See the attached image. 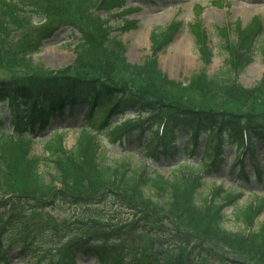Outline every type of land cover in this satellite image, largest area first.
<instances>
[{"label": "trees", "instance_id": "trees-1", "mask_svg": "<svg viewBox=\"0 0 264 264\" xmlns=\"http://www.w3.org/2000/svg\"><path fill=\"white\" fill-rule=\"evenodd\" d=\"M97 4L99 0H0V65L20 67L27 75L9 82L0 81V103L11 110V123L16 132L3 130L0 136V264L8 263V252L17 246L22 256L29 253L34 264H76L78 254H94L100 264H199L193 252L202 254L205 243L227 248L226 252L210 257L221 264H264V219H259L264 214V198L234 209L235 220L246 225L245 230L234 231L225 226V207L235 202V195L201 196L198 200L197 186L190 189L189 184L204 185L198 171L177 168L174 177L156 171L149 174L147 167L141 169L126 161L108 163L98 153V147L90 154L81 152L78 147L68 150L62 145L61 135L51 137L44 155L33 154V140L26 131L35 132L39 122L40 129H46L50 114L65 106L86 107L84 119L87 123L82 133L85 138L91 136V126L97 125L99 129L107 126L121 135V129L128 124L108 125L112 117L135 109L140 113L149 112L145 122L155 119L156 129L163 125L161 132L155 129L143 139L146 153L157 159L159 155L176 156L177 138L184 137V150L188 140L192 146L198 145L202 134L178 128L181 118L186 117L191 122L205 121L211 132L204 137L205 153L200 161L211 170L220 168L222 150L226 147L255 156L258 143H264V118L253 113L254 110L240 115L227 111L214 114L189 111L158 96L147 97L146 92L137 89L133 92L127 83L122 87L117 84L113 77L119 67L113 65L114 60L107 55L125 60L122 42L112 36L111 27L103 24L102 19L99 25L91 27L72 19L76 14L89 18ZM123 5L124 0H102L99 7L112 9ZM36 16L45 20L40 28L33 24ZM62 25L74 26L81 32L75 63L79 67L46 74L43 65L35 64L32 55L40 50L44 39ZM255 26L251 25L248 30ZM246 32H239L242 42L231 51L233 57L229 59L227 79L196 76L191 86L197 89L211 84L221 86L237 104H248L254 100L249 99L252 95L264 100V79L255 89L248 90L231 76L234 71L244 70L252 60L257 34ZM196 33L201 38L200 31ZM201 39L205 40V36ZM262 46L264 49V43ZM101 48L105 51L98 52ZM92 54H98L97 71L85 63V57ZM137 68L144 70L148 77L162 73L155 59L142 67L130 65L131 70ZM4 122L0 117V127ZM153 134H156L154 139ZM139 136H143L142 132ZM261 174L259 169V180ZM242 175L247 181L251 179L245 171ZM152 191L158 201L146 193ZM110 201L127 207L136 215L135 220L118 222L114 216H103L93 209ZM61 203L79 210L70 222H63V227H52L53 237L67 236L64 244L60 240L59 245L52 246L41 236L49 225L34 216L39 214V209L53 204L52 208L56 209ZM166 220L176 225L173 237L179 236L172 246L182 247V252L183 246H190L186 263L179 257H161L160 250L141 247L139 235L142 231L170 237L158 227ZM248 227L252 229L249 232ZM64 228L66 231L62 233ZM133 233H137V237Z\"/></svg>", "mask_w": 264, "mask_h": 264}, {"label": "rangeland", "instance_id": "rangeland-1", "mask_svg": "<svg viewBox=\"0 0 264 264\" xmlns=\"http://www.w3.org/2000/svg\"><path fill=\"white\" fill-rule=\"evenodd\" d=\"M101 3L102 0L99 1L97 8L94 9V12L92 11L93 15L89 18L76 14L72 16V19L86 27L97 26L102 19L103 24H108L113 28L112 36L123 44L125 52L123 58L125 60L117 59L114 55H107V57L111 56L114 60L113 65L119 67L113 80L121 87L127 83V87L131 88L133 92L137 89L141 92H146L147 97L158 96L167 103L180 105L179 109L209 111L206 112L209 114L227 111L234 115L246 114L254 110L253 113L264 118V100L256 99L257 96H250L249 99L254 100H251L248 104H237L230 100L231 98L226 93L225 88L221 86L211 84L210 87L205 88L203 86L199 87V89L191 86L199 72H203L209 77L227 79L225 74L228 69L229 54L224 48L225 38L222 35L223 28L226 26L230 28L231 40L237 43L240 38L238 32L247 31L251 25L261 19V29L258 30L262 32L261 38L263 39L260 38L261 41H264V0H124V7L115 8L109 10V12L106 7H99ZM248 8L251 9V12L244 13V9ZM44 23L45 20L41 16H36L33 20L35 28H40ZM202 28L206 31L205 41H200L199 35L196 33V30H201ZM148 32L149 41L135 46L138 35L143 36ZM163 33L167 34L166 38L161 37L158 39V35H163ZM79 35V32L70 26L61 28L52 38L44 41L39 52L33 54L35 64H43L46 74L79 67L78 64H75L78 59L76 44ZM182 40L185 41V44L190 49L193 60L191 62L185 61L183 58L172 60L171 56H178V54H175L174 46ZM208 49H210V52H208ZM97 51L104 52L105 49L101 48ZM96 57H98V54L85 57V63L95 71L99 67L98 58ZM151 57L158 60L159 69L162 72L161 76L152 75L148 77L144 70L140 68L130 69V65L133 68L144 66ZM192 62L193 64L191 65L190 63ZM3 64L0 65L1 82H9L18 77L27 76L26 71L20 67L10 68ZM69 71L72 72V70ZM263 77L264 54L260 52L259 48L253 54L251 64L242 72L235 74L234 78L244 88L253 90L261 83ZM83 109L81 107L75 110L73 115L65 114L63 116L64 121L60 122H57L56 113L53 114L50 119L52 118L55 122L50 123L47 127L46 135L41 134L37 136V139L34 138L33 154L44 155L47 151V142L55 131H57V134H63L62 145L64 148L72 150L78 147L81 152L86 154L94 153L96 147H98L96 145L98 137L94 140V138L85 139L80 136L81 126L85 123L82 118ZM133 113L135 114H125L124 116L119 115L111 118L110 123L123 121V119H126V123H136L144 120V117L149 112H141L140 116L137 115L139 113L138 110H134ZM8 114L7 111L3 115L8 117ZM155 123V119L145 122L146 130L142 134L144 138L146 135H151V131L155 129ZM194 123L195 121L191 122L184 117L178 123V128L188 131L193 127H197ZM8 127L10 126L5 125L3 128ZM208 127L210 125L206 126L202 123V126H200L201 132H205V130L209 129ZM93 131L95 132H92L93 134L99 135L98 153L108 163L117 164L118 162L126 161L129 164L140 166L141 169L147 167L149 174L158 171L160 174L169 177H174V171L177 168L200 171L204 176V186H200L196 182H189L191 185L190 189L197 186L198 200H201L202 197H211L213 194L220 196L231 190L239 195L236 200L237 205L232 204L225 208V226L230 230L239 231L246 229V225L242 221L235 220L234 209L241 204H247L251 200L256 199L257 196L264 197V183L252 189L251 186L245 185L243 180L239 178L240 175L236 171L238 168L229 169L234 153L231 147L224 150L225 158L219 173H206L205 167H202L199 162V158L204 154L205 150L202 145V138L193 155H190L189 150L183 152V142L179 139L176 144L179 152L175 159L161 157L158 161L145 154L143 142L140 141L138 144L133 135L126 140L114 142L115 139L112 137L114 134L110 130L100 131L99 129H94ZM256 155L259 166H263L262 170L264 172V144L258 143ZM193 163H198L202 168L193 166ZM246 164L250 170L248 158ZM262 180L264 181V175ZM146 193L155 200L158 199L153 194V191ZM53 205L39 209V214L34 217L41 220L45 225H49L43 231L44 234L43 232L41 233V236L43 235V238H47L52 246H56L59 245L60 240L64 244L67 236L62 239L57 236L53 237L52 227H63V222L65 220L70 222L79 208L61 203L56 209H53ZM93 209L101 212L103 216H114L115 221L122 223H126L132 218L134 221L136 217L127 207L121 206L117 201L100 204L93 207ZM162 215L156 216L155 219ZM30 217H33V214ZM259 219L263 220L264 215H261ZM33 220L36 221L35 218ZM158 227L167 231L170 237L142 231L139 235L141 247L160 250L163 253L161 257H168L169 259L179 257L184 259L185 263L188 262L189 258L186 253L190 252V246H183L184 252H182V247L176 248L172 246L175 239L179 238V236L173 237L176 232V225L171 220H166L162 224L160 222ZM126 229L129 230L128 227ZM65 231L66 229L64 228L62 233ZM136 234L133 233L135 237H137ZM134 243L137 244V242ZM204 250L202 254H199L198 251L193 252L199 264H221L210 257L226 252L227 248L220 244L205 243ZM18 252H20L18 248L13 247L11 249L9 252V256H11L9 264L34 263L33 258L20 256ZM76 264H98V261L94 255L79 256Z\"/></svg>", "mask_w": 264, "mask_h": 264}, {"label": "bare ground", "instance_id": "bare-ground-1", "mask_svg": "<svg viewBox=\"0 0 264 264\" xmlns=\"http://www.w3.org/2000/svg\"><path fill=\"white\" fill-rule=\"evenodd\" d=\"M243 11V10H242ZM251 12V9H244V13H249ZM138 39L136 40V43L134 44L135 46H138L140 45L142 42L143 43H146L149 41V32L146 33L145 35L141 36V35H138L137 37ZM174 51H175V54H178V56H171L172 57V60H175L176 58H183L185 59V61H188V62H191L193 61L192 60V57H191V52H190V49L187 47V45L185 44V41L182 40V41H179L175 46H174ZM187 62V63H188ZM186 63V64H187ZM191 65L193 64L190 63Z\"/></svg>", "mask_w": 264, "mask_h": 264}]
</instances>
